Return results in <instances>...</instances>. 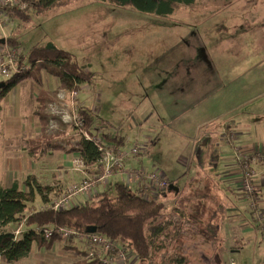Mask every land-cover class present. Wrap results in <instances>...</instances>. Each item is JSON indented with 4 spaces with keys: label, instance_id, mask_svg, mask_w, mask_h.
Listing matches in <instances>:
<instances>
[{
    "label": "rangeland",
    "instance_id": "1",
    "mask_svg": "<svg viewBox=\"0 0 264 264\" xmlns=\"http://www.w3.org/2000/svg\"><path fill=\"white\" fill-rule=\"evenodd\" d=\"M228 2L229 0H196V5L193 7L178 6L168 18H158L170 23H174L172 21L185 22L197 28L204 18L211 15L216 10L223 8ZM92 3L100 2H84L78 5L72 4L71 7L52 12L44 11L40 14L30 11L31 20L29 23H24L21 20L8 17V20H4L6 23H4L2 29H0V41L3 40L5 36V41L10 45L8 37L18 34L19 43L11 46L18 49V55L24 62L22 65H29L26 59L29 47L34 44L42 45L50 40H47V35L42 29V25L46 23L45 19L47 17L54 15L56 12H81L85 10L88 5H92ZM137 13L144 15L140 12ZM148 19H150V17ZM54 43L72 54L78 64L86 66L89 64L87 73L91 75V83H89L90 88L88 87L85 89L84 87L77 90V96L72 98L68 95L69 92L63 87V83L58 75V69L55 66L40 60L36 62L34 66L27 69L23 74L30 75L31 77L34 76L33 80H40V75H49L58 80L60 84L59 87H55L54 90L51 89V95L48 96L47 99H44L42 89L39 87L40 82L38 80L35 81L38 90H34V94L38 92L37 95H39L38 97H40V100L43 102L42 110L40 109L39 113L44 119V122H42L46 125L44 129L48 132H46L48 138L44 142H39L40 139H38V141H36L38 143H25L23 150L26 149V151L38 153L40 150L42 152L43 145L48 143L49 147L51 146L54 152L59 146H52L50 143L58 144L56 141H64L69 147L78 145L82 134L74 127L72 119L76 114L80 115V112L78 113V105H82L85 109H89L93 117V132L92 134L90 133L91 135H95V137L100 140H104L102 137L103 132L110 136L124 137L126 138L125 145H123L124 149H129L141 142L145 147L144 150L140 151L136 156L130 155L125 161L126 165L130 157H142L143 160H146V167L148 169H160L167 179L169 178L168 180L176 187L180 188L181 191H183L182 194H184L187 187H184V178L182 175L183 166L185 168L191 167L192 164L189 162L191 156L194 154L202 155L204 146L196 145L195 151L192 145H187L192 133L183 134V132H190L194 129V126L195 128L198 127L196 125L197 123L205 121L206 123L204 125L208 124L210 127L212 126L216 133V141L213 149L217 152L218 149L224 151V149L226 150V146L232 147L231 143H233L237 136L236 132L229 128V125L224 121L226 119L225 117L228 119L241 114L249 115L253 109L256 107L260 109L263 105L260 101L264 98V92L261 93V97L255 96V98L245 102L234 105L231 104L227 91L229 83L223 79H218L216 83H211L209 76L204 79L199 77L200 81L195 83V81L190 79L194 77L193 74L180 77L178 74L173 75L172 71L168 80L166 76L161 74V67H159L158 70L155 69L151 71V65L144 67L141 72L133 71L135 68H131L130 71L124 68H118L119 62L128 55L131 48V42L128 41V39L111 45L107 50L89 46L86 48L82 46L79 49L75 48L73 50H68L61 47L60 44ZM187 44L189 45L188 48L186 46ZM197 44L200 43L195 33L187 37L183 42L181 40L171 45L156 62L159 61V63H161L162 60H164V62L170 64V61H176V66L173 67L175 70H178L179 64L186 58L191 60L193 58L207 57V51L205 52L204 48L198 47ZM170 67L171 66H169V68ZM197 67L198 65H195L192 69H196ZM157 71L159 73H157ZM153 72L157 75L154 83H152L151 78ZM195 76H197V74ZM1 80L2 79H0V81ZM21 89L24 88L21 87ZM60 92L61 94H58ZM183 94H185L184 98L182 97ZM166 95H169V97L166 98ZM185 99L186 101H184ZM46 102L48 103L46 104ZM167 102H172L177 106L189 104L192 108V113L184 117L173 113L169 109ZM262 103H264V101ZM23 110H27V108L21 109L20 113ZM7 111V108H0V129L2 127L3 116H8ZM103 120L113 123L114 125H107V122ZM202 131H200V134H203ZM145 134L152 135L151 139L156 142L153 148L151 147V142L153 143V141H149L150 138L148 140L146 139L147 141L143 140ZM193 134L198 137L196 131ZM2 138L3 137L0 136V148L2 147ZM21 144H23L22 139H18L16 142L13 141L9 143L8 146H5L2 152L0 151V181H5V178L8 179V173L4 172L3 168L7 166L10 167V164L4 161V159L6 157L11 159V157H14L13 155L22 151ZM60 147L64 146L61 145ZM240 147L235 146L229 148L234 151V154L226 151L234 155L236 164L238 165L241 179L237 186H239L245 199L244 204L249 210L248 203L251 198L250 195L248 197L247 192H252V190L249 191L248 189L253 184V179L260 175L259 168L263 166L264 159H261L259 154L264 155V148L254 145V151L252 155L247 158V164L244 165L241 157L237 159L239 154L244 153L240 150ZM256 147H258L257 150L262 154L255 153ZM150 148H152L153 154H145L146 150ZM188 148V154L186 153L184 155V151ZM29 155L31 159L36 158L31 154ZM187 155V163L186 161L185 163L181 162L180 160L184 159V157L187 158ZM217 155L218 154H213L216 160ZM186 164L190 165L186 167ZM154 165L156 167H153ZM245 169L246 173L252 174V180L250 179V181H247L246 190L242 182ZM24 170L25 169H23V171L20 170V172H22L17 173L18 171L15 169L17 173L16 177H18L17 180L20 183L24 177ZM216 172L217 169L214 170V173ZM114 175L112 174V176ZM253 186V191H255L253 197L258 198L257 188L254 184ZM59 188L62 189V186H59ZM67 189L66 191L64 188L62 189L64 196L68 194ZM208 189L209 188H207V190ZM44 192L48 193L49 190L47 189ZM163 194L164 196H162ZM168 194L169 193L165 189L160 191L157 197L164 201L166 205V209L160 220H166L170 217L177 219L176 214H173L171 211L173 197L166 196ZM212 195L214 196L213 192L200 195L189 191L187 196L188 198L190 197V203L186 209V218H188V222H182V220H180L178 229L181 231V234L177 237L166 238V241H164L166 244L165 253H179L185 256L187 259L186 264H264L263 234L261 230L256 228L258 224L254 216H252L251 213L244 212V210L242 211L244 217L250 222L249 227L252 228V232L248 237H245V235H241L240 237L226 236L227 234L225 232L227 227L224 226L222 219L220 223L222 226L218 227L219 207L221 204L219 201L215 202L216 198ZM229 199L230 201L233 200L238 202V200L233 199V195H229ZM41 203L43 202L39 201V199L35 200L33 202V207L40 209L39 206H41ZM259 204L258 206L261 209ZM226 216H223V218L228 217ZM12 230H19L20 233L16 234V236L20 237L24 227L20 225L19 227H14ZM47 241L48 242L43 244L34 242L29 255L17 260L13 264H105L98 260L93 261L94 259L89 258L86 251L87 247L84 244L77 243L74 245L71 242L66 243L58 237H53ZM231 249L235 250L231 251ZM125 255L128 257L126 260L127 264L139 263L130 252L126 251ZM158 255L159 254H156L154 256L156 263H159L162 257ZM111 258L112 264H122L114 255H111ZM0 264L10 263L1 257Z\"/></svg>",
    "mask_w": 264,
    "mask_h": 264
},
{
    "label": "crops",
    "instance_id": "2",
    "mask_svg": "<svg viewBox=\"0 0 264 264\" xmlns=\"http://www.w3.org/2000/svg\"><path fill=\"white\" fill-rule=\"evenodd\" d=\"M149 17L150 19H148ZM45 20L46 23L42 25V29L47 35V40L50 39L68 50L79 49L82 46L84 48L87 46L99 47L107 50L111 45L128 39L131 42L129 53L117 66L127 71L135 68L133 71L141 72L144 67L151 65V71L158 70L161 67V74L166 76L168 80L172 71L173 75L178 74L180 77L193 74L194 77L190 79L195 81V83L200 81L199 77L204 79L209 76L211 83H216L218 79H223L229 83L227 86L228 98L233 105L255 98V96L261 97V93L264 92V0H229L226 6L204 18L197 28L185 22L172 21L174 23H170L154 15H142L130 9L100 3H92V5H88L81 12H56ZM195 33L200 43L197 46L204 48L205 52L207 51V57L193 58L191 60L186 58L179 64L178 70L173 67L176 66V61H170V64L164 62V60H162L164 64L162 62L159 63V61L156 62L171 45L181 40L183 42V40ZM11 36H15L17 40L19 39L18 34ZM186 46L187 48L189 47L188 44ZM195 65H198V67L192 69ZM169 66L171 67L169 68ZM88 68L89 64L86 67V71ZM157 73L159 72L157 71ZM196 74L197 76H195ZM156 77V73L153 72L152 83L156 81ZM33 78L34 76L23 75L0 102L2 108L8 109V116H3L0 129V136L3 137L0 151L2 152L5 146H8L13 141L16 142L18 139L23 141V144H21L22 148L20 145L22 151L13 155L14 157H11V159L7 157L4 159L10 164V167L3 168L4 172L8 173V179L5 178V181L1 180L0 184L10 186L13 181L17 180L16 174L20 170L23 171L25 169V172H23L24 177L22 180L20 179L21 183L27 175H33L38 183L43 187L49 188V192L45 193V202L42 201L43 203L39 206L40 208H45L54 205V203L63 198V188L66 191L71 183L81 182L82 180L92 183L95 174L93 173V168L83 164L79 153V143L70 147L64 141H56L60 145L50 143L52 146H59L54 152L48 143L43 145L42 152L39 150L38 153H34L26 151V149L23 150L25 143H38L36 142L38 139H40L39 142H44L48 138V132L44 129L46 127L43 123L44 119L39 113L40 109L42 110L43 102L38 97V92L34 94V90H38L35 81L38 80L40 82L39 87L42 89L44 99L51 95V89L54 90L60 84L58 80L49 75H40V80H33ZM21 87L25 91L28 90L25 92ZM58 94H61V92ZM165 97L168 98L169 95ZM182 97L184 98L185 94ZM263 101L264 98L260 101L263 104L262 108H260L261 111L256 107L249 115L241 114L228 119L225 117L224 121L237 134L236 139L231 143L232 147L226 146L228 152L234 154V151L229 148L235 146H241L240 150L242 152L251 154L254 145L264 148ZM167 104L173 113L183 117L192 113V108L189 104L181 106H177L172 102H167ZM25 107L27 110H23L20 113V110ZM205 123V121L197 123L198 127L195 128L194 126L193 132H183V134L192 133L187 145H192L195 151L196 145L204 146L202 155L194 154L191 156L189 162L193 166H191L192 169L188 167L190 164H186L188 168L183 166L184 187H187L185 193L182 194L183 191L180 188H178L177 192L166 188L169 193L166 196L175 199L173 194L179 192L182 196L188 198L187 194H189V191L200 195L213 192L214 196H212L216 198L215 202L219 201L221 204L219 207L218 227L222 226L220 224L222 219L224 226L227 227L226 236L240 237L245 235V237H248L252 232V228L249 227L250 222L244 217L242 211L244 210L246 213H251V211L244 204L245 199L239 186H237L241 179L238 165L234 155L228 153L225 149L224 151L218 149V152L213 149L216 133L212 126L204 125ZM110 124L114 125L113 123ZM195 131L198 137L193 134ZM200 131L203 134H200ZM149 138V141H153L151 139L152 135L145 134L143 136L145 141ZM124 139L126 140V138ZM155 143L154 141L153 143L151 142L152 148ZM61 145L65 148L60 147ZM139 145L144 146L141 142H139ZM152 148L146 150L145 154H153ZM188 151L189 148L184 151V155L188 154ZM212 153L218 154L217 160ZM29 154L36 158H29ZM186 159H188V155L187 158L184 157L180 161L185 163ZM127 166L147 168L146 160H143L142 157H130L127 160ZM153 167L156 166L154 165ZM15 169L18 171L17 173ZM215 169H217L216 173H214ZM259 171L260 175L255 177L252 183L257 188L259 196L257 203L259 204L260 202V211H263L262 214L264 215V163L263 166H260ZM116 180L121 179L119 175L115 174L105 185L93 184V187L88 192L73 195L71 203L78 205L90 201L94 194L104 191L110 182ZM139 183V181H135L129 186V189L134 192L140 191ZM169 183L171 182L169 181ZM59 186H62V189ZM207 188L209 189L207 190ZM229 195H233V199L238 200V202L230 201ZM39 201L41 200L39 199ZM189 203L187 202V207ZM223 216L227 218H223ZM256 228L259 229V227ZM262 237L264 240V235ZM234 250L231 249V251Z\"/></svg>",
    "mask_w": 264,
    "mask_h": 264
},
{
    "label": "trees",
    "instance_id": "3",
    "mask_svg": "<svg viewBox=\"0 0 264 264\" xmlns=\"http://www.w3.org/2000/svg\"><path fill=\"white\" fill-rule=\"evenodd\" d=\"M24 2L26 4L24 9L5 8L6 15L9 18L29 23L30 11L40 14L44 11L52 12L71 7L72 4L100 2L143 14L168 18L178 6L193 7L196 5V0H24ZM8 42L10 45L19 43L15 36H9ZM26 55L29 62L28 69L34 66L37 60L55 66L63 87L68 92L72 89L80 90L83 85L91 83V75L86 71L87 66L78 64L72 54L57 46L52 40L42 45L30 46ZM19 62L21 65L24 63L21 59ZM26 70L0 81L4 83L0 86V102L25 75L23 73ZM78 112L84 121V128L92 134L93 117L89 109L79 105ZM105 122L111 125L108 121ZM105 134L103 132L102 135L104 143L114 148L124 147L126 142L124 137ZM79 147L83 164L93 168L94 174H100L102 169L98 161L101 151L98 146L82 136ZM47 189L49 190L48 187H43L38 183L33 175H27L22 183L15 180L10 186L0 184V258L3 257L8 263L13 264L27 257L34 242L38 244L48 242V239H44L36 232L38 226H67L79 231H85L88 226H95L97 234L117 242L133 254L139 261L138 264H186L185 256L179 253H165L166 238L177 237L181 234L178 229L180 220L188 222L186 208L190 199L179 192L173 194L175 199H173L171 208L177 219L170 217L160 220L166 209L165 202L157 197H142L137 192L131 191L121 180L110 182L104 191L94 194L90 201L82 204L63 209H54L52 206L34 208L33 202L36 199L44 201L46 195L44 191ZM20 225L24 227V230L21 236L17 237L14 233L16 230L12 229ZM156 254L162 256L159 263L154 260Z\"/></svg>",
    "mask_w": 264,
    "mask_h": 264
},
{
    "label": "built area",
    "instance_id": "4",
    "mask_svg": "<svg viewBox=\"0 0 264 264\" xmlns=\"http://www.w3.org/2000/svg\"><path fill=\"white\" fill-rule=\"evenodd\" d=\"M26 6L24 0H0V29H2L4 23L8 20V16L5 13V8L7 7H16L19 9H23ZM6 20V21H4ZM18 49L9 45L4 39L0 41V79L8 78L14 74H17L23 70L28 69L27 65H21L19 62ZM37 60L36 62H39ZM87 89L90 88L89 84H85L82 88ZM77 89H72L69 91V96L75 98L77 96ZM79 113V112H78ZM73 125L76 129L80 131L82 136L85 139L93 141L98 149L101 151V157L99 159V166L101 167V173L95 174L93 182L87 180H82L81 182L71 183L67 188L68 194L63 196L59 201L54 203L52 207L54 209H63L74 206L71 203V197L78 193H86L92 187L93 184H102L105 185L107 181L112 177V174L119 175V178L122 180L124 184L128 187L134 183L135 181H139L140 191H137V194L146 198H156L160 191L165 190L169 184L168 179L165 175L158 169H147L144 167H129L126 165V159L131 156H136L140 151L144 150V146L139 144H135L133 147L129 149L122 148H114L104 143L99 138L95 137V135H91L84 128V121L79 114H76L72 119ZM256 147L255 153H261L257 150ZM254 151V147L252 148V153ZM262 154V153H261ZM252 154H239V157L242 158V162L247 164V158ZM261 159H264V155H260ZM259 159V158H258ZM241 162V163H242ZM247 167V166H246ZM252 180V174L245 173L243 175V184L245 185L247 181ZM253 184L249 187V191L247 192L248 197L250 195L249 200V210L255 217L258 227L264 235V215L260 212V208L257 205V198L253 197L255 195V191H253ZM36 232L40 234L45 239H51L53 237H58L66 243L72 244H84L87 249V255L91 259H97L98 261L105 264H112L111 255H114L115 258L120 261L122 264H127L126 260L128 259L125 248L121 247L117 242L107 239L99 234L95 233H87L85 231H79L72 227L67 226H41L36 228ZM15 234L20 233L19 230L14 232Z\"/></svg>",
    "mask_w": 264,
    "mask_h": 264
},
{
    "label": "water",
    "instance_id": "5",
    "mask_svg": "<svg viewBox=\"0 0 264 264\" xmlns=\"http://www.w3.org/2000/svg\"><path fill=\"white\" fill-rule=\"evenodd\" d=\"M4 83L3 82H0V86H2ZM167 189L171 190L173 189L175 192L178 191V187H176L174 184L172 183H169L168 186H167ZM85 232L87 233H95L96 232V228L95 226H88L86 229H85Z\"/></svg>",
    "mask_w": 264,
    "mask_h": 264
}]
</instances>
